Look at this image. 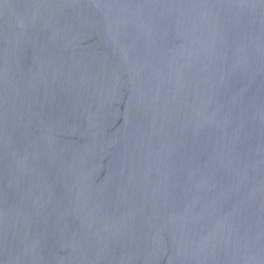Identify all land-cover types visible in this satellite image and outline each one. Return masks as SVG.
Returning <instances> with one entry per match:
<instances>
[{
  "label": "water",
  "instance_id": "1",
  "mask_svg": "<svg viewBox=\"0 0 264 264\" xmlns=\"http://www.w3.org/2000/svg\"><path fill=\"white\" fill-rule=\"evenodd\" d=\"M0 264H264V0H0Z\"/></svg>",
  "mask_w": 264,
  "mask_h": 264
}]
</instances>
